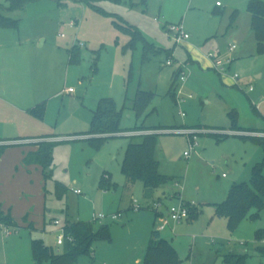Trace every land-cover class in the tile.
<instances>
[{
	"label": "rangeland",
	"instance_id": "obj_1",
	"mask_svg": "<svg viewBox=\"0 0 264 264\" xmlns=\"http://www.w3.org/2000/svg\"><path fill=\"white\" fill-rule=\"evenodd\" d=\"M9 1L0 0V14L16 20L14 27L0 26V139L88 130L98 100L112 98L118 109L125 103L122 128L140 126L143 134H156L159 171L169 178L155 193V202L162 198L158 211L165 215L181 200L192 203L198 215L173 230L157 228L162 220L148 207L154 201L146 203L142 184H127L121 172L126 135L108 138L99 148L87 141H64L53 148L49 177H36L32 170V178L18 183L6 179L9 166L2 156L0 203L13 214L28 204L29 222L38 230L0 226V264H34L31 238L59 252L56 235L65 219L92 221L93 214L107 216L93 228L108 225L110 239L93 241L89 253L75 264H139L133 251L153 230L171 242L180 264H225L216 252L229 249L245 255L248 264H264L255 250L264 246V236L256 241V232L264 230V209L233 230L215 213V204L226 199L231 185L248 182L252 166L264 160V136L250 135L256 140L228 133L264 131V52L256 50L248 0H97L95 7L85 0H36L13 11L7 9ZM233 10L239 17L227 31ZM73 20L78 22L71 24ZM114 22L134 26L163 53L141 65L142 43L131 47L130 36ZM171 24L183 26L190 35L187 44L175 43L166 28ZM234 43L236 48L230 50ZM75 46L79 58L69 62ZM168 51L171 66L165 65ZM190 54L198 57V64L190 63ZM219 61L225 70L221 74L214 67ZM179 64H184L186 79L179 83L184 100L176 102L171 81ZM138 81L154 97L137 119L131 99ZM67 88L72 92H65ZM41 102L42 117L31 114ZM195 125L205 131L187 158V136L174 129ZM103 175L108 186L101 182ZM77 188L81 194L72 191ZM175 193L179 198H173ZM134 199L144 209L130 208ZM117 212L121 217L111 219Z\"/></svg>",
	"mask_w": 264,
	"mask_h": 264
},
{
	"label": "trees",
	"instance_id": "obj_2",
	"mask_svg": "<svg viewBox=\"0 0 264 264\" xmlns=\"http://www.w3.org/2000/svg\"><path fill=\"white\" fill-rule=\"evenodd\" d=\"M36 0H10L9 11L20 9L30 2ZM92 7H95L97 0H85ZM119 2L120 0H113ZM247 13L249 15L250 27L256 41V50L258 53L264 52V1L263 0H248ZM103 13H105L103 11ZM239 16L238 10H233L229 17V23L226 30L233 28ZM115 25L130 36L129 45L134 47L136 42L142 43V59L144 64L150 60L151 56H156L163 51L150 44L139 31L132 25L125 22L116 23ZM0 26L14 27L16 20L4 18L0 14ZM167 53V59L171 58V52ZM79 58V51L76 46L69 52V62L77 61ZM176 73L172 78V95H175V88L177 83L175 81ZM154 93L141 87H138L131 99V110L135 117L140 118L146 109L150 106ZM44 102L37 104L29 110L35 116L42 117L44 113ZM125 107L123 104L121 109H118L115 101L112 98H100L97 102L95 110L92 112L89 129L83 133L90 135L89 142L95 147L99 148L104 140L115 137L121 133L128 131H140V126H135L130 129H124L120 126L122 110ZM200 125H195L192 128L198 129ZM232 129L235 127H231ZM151 129V128H146ZM207 129L214 130L221 128ZM54 136V135H50ZM49 137V136H48ZM129 142L125 146L124 155L121 162V172L128 184L140 182L143 189L144 199H152L155 191L164 186L169 178L159 171V163L156 158V134L153 132L148 134H141L135 136H127ZM238 137H243L238 135ZM252 139H259L257 137H250ZM23 139L17 138L14 140ZM62 141H43L37 143V150L27 153L24 156L26 164H36L42 169L44 178L51 175L52 166V151L54 146ZM7 146L0 145V155ZM264 160L252 166L251 177L248 182L234 183L231 185L228 195L225 200L215 204V213L219 217H224L227 221L228 227L233 230L238 223L244 219L249 218L254 220L258 218L259 212L264 209ZM106 175L102 176V184L109 185ZM189 203H187V206ZM189 218L193 219L198 215L194 206L189 209ZM0 224L4 227H17L15 221L10 215V212L4 211L0 207ZM93 221H70L65 220L64 232L65 235L71 236L73 242L65 241L62 245L61 251L56 252L51 247L44 244L42 239L34 238L31 240L32 259L35 264H75L78 258L86 255L90 251V246L93 241L110 239V227L108 225H101L99 228H93ZM264 236V230L256 232V241ZM255 250L264 257V246H257ZM216 255L222 257L225 264H248L246 256L239 254L233 250L221 252L217 251ZM176 249L171 242L161 237L158 230H153L151 238L147 242L142 260L140 264H180Z\"/></svg>",
	"mask_w": 264,
	"mask_h": 264
},
{
	"label": "crops",
	"instance_id": "obj_3",
	"mask_svg": "<svg viewBox=\"0 0 264 264\" xmlns=\"http://www.w3.org/2000/svg\"><path fill=\"white\" fill-rule=\"evenodd\" d=\"M217 4V3H216ZM217 7H219V5H217ZM239 17V16H238ZM238 20V18H237ZM237 20L235 22V25L237 23ZM75 22V24L78 22V20H73ZM234 25V26H235ZM233 26V28H234ZM231 28V29H233ZM189 38H190V35H189ZM186 39L184 41H181L179 43H177L175 41L176 44H180V43H184V44H187V40ZM172 56V54H171ZM193 57V59H192ZM206 59H210L208 55L205 56ZM141 59H142V52H141V58H140V63H141ZM215 58L213 57L212 59L210 60H214ZM189 60H190V63H192L193 65L194 64H198V57H196L195 55H192L191 54L189 55ZM200 62H201V59H200ZM206 63L205 59L203 58L202 60V64L204 65ZM142 65V63H141ZM217 71V70H216ZM218 72V71H217ZM225 71L223 72H218L219 74L221 73H224ZM176 73V71H175ZM235 76V74H234ZM233 76V77H234ZM238 78V77H237ZM172 83V81H171ZM138 87H141L142 88V83L140 81H138L137 83V86L135 88V91ZM69 88L65 89V92H68V93H71L72 91H68ZM143 89V88H142ZM134 91V93H135ZM150 91V90H148ZM175 96V95H174ZM173 96V98H174ZM175 100V98H174ZM177 102V100H176ZM39 104V103H38ZM37 105V104H36ZM35 105V106H36ZM87 131V130H85ZM85 131H78V132H73V133H68V134H65V135H60V134H56V133H53V134H47V135H38V136H34V137H29V138H23V139H18V140H14V139H0V145H5L7 146L2 154L0 155V157L4 156V159L8 161V166H9V176L6 177V179H8L9 177H12L13 180H18L16 183H18L20 180L21 181H25V179H28V178H32V170L36 173L35 176L37 177L42 175V169L39 165H36V164H26L23 160H24V156L29 153V152H32V151H35L37 150L38 146L37 144L35 143V140H44V141H47L48 139H50L49 141H62L61 143H63L64 141H87L89 142L88 138H90L91 136L90 135H85V134H80V133H83ZM235 131H239V132H256V133H264V131H243V130H240V129H236ZM150 132H153V130ZM50 135H54V136H51ZM49 136V137H48ZM233 136H238V134H234ZM241 136H246V135H241ZM248 137H251V136H248ZM61 143L57 144V145H60ZM23 144H27L26 146H24ZM56 145V146H57ZM19 147H21L22 149H20ZM55 147V146H54ZM19 148V149H18ZM18 177V178H17ZM137 182L135 183H132V184H129V185H134L136 184ZM128 184V183H127ZM161 188V187H160ZM159 188V189H160ZM79 189V188H77ZM143 190V189H142ZM29 191V190H28ZM73 191V189H72ZM158 191V189L155 191V193ZM143 193V191H142ZM24 195V193L22 194ZM28 195H30L28 193ZM26 195V196H28ZM155 196L156 194H154V197L152 199H145V202L148 203L150 201H154L155 202ZM174 196V197H173ZM172 197L173 198H179L178 196V193H175V195H173ZM42 197V195H39V199ZM161 199L162 198H158L157 201L159 200V202H161ZM135 200V199H134ZM4 205H2V203H0V207L4 210V211H8L10 212V215L13 214L12 213V208H4L3 207ZM148 206H152V205H148ZM132 208V206L130 207ZM31 208L28 207V204L24 207V208H21V211L19 213H14V217L13 220L15 221L17 227H21V228H26V229H29V230H38L34 225L33 223L29 222V219H28V215L31 213ZM141 209H144V208H141ZM139 209V210H141ZM152 209V208H150ZM153 210V209H152ZM197 210V208H196ZM135 211V210H134ZM24 212H26V215H24ZM167 212V211H166ZM116 214H119L118 218L121 217V213L120 212H117ZM156 214V213H155ZM163 214V213H162ZM156 216L158 218H160L161 215H158L156 214ZM117 219V218H116ZM65 220H69V219H65ZM71 221V220H70ZM65 222V221H64ZM1 227L5 228L3 225L0 224ZM9 228V227H8ZM171 229V227H170ZM174 229V226L171 230ZM159 231V230H158ZM11 232L7 231L6 234H10ZM160 233V231H159ZM161 235V233H160ZM34 239V238H33ZM32 240V238H31ZM149 241V238H145L143 239L137 246V248L133 251V254H132V258L135 259V263H139L141 262L142 260V256H143V253H144V250H145V247L147 245V242ZM57 245V244H56ZM29 247L31 249V243L29 244ZM59 247V249H58ZM61 248L62 246H58L56 247V250L57 251H61ZM53 249V248H52ZM231 250V249H229ZM227 250V251H229ZM59 251V252H60ZM219 251V250H218ZM33 260V259H32ZM34 262V261H33ZM35 264V263H34Z\"/></svg>",
	"mask_w": 264,
	"mask_h": 264
},
{
	"label": "built area",
	"instance_id": "obj_4",
	"mask_svg": "<svg viewBox=\"0 0 264 264\" xmlns=\"http://www.w3.org/2000/svg\"><path fill=\"white\" fill-rule=\"evenodd\" d=\"M216 5H219V3H217ZM71 24H75L74 21L70 22ZM167 28V32L169 33V35L171 34V37L177 42H181L184 41L186 39L189 38V34L187 32H185L183 26L181 24H171L166 26ZM236 48V44H232L230 46V50H234ZM211 58H213L214 56L210 55ZM230 60H227V63H230ZM173 59L172 58H168L165 62V65L167 66H171L173 64ZM215 69L218 72H223L224 70V64L221 63L220 61L214 64ZM234 77H238L237 74H235ZM186 79V74L184 72V64H179L176 70V77H175V81L177 83V86L175 88V92H177V96H176V100L178 102L179 101H183L184 99L181 97L183 94L181 88L179 87V83L184 82ZM252 89V87L250 88ZM68 91H72L71 88L68 89ZM181 97V98H180ZM188 98H191L192 95H187ZM181 116H184V114H181ZM175 132L178 133H182L184 135L187 136V143H188V150L184 152V156L185 157H189L190 154L196 150V148L198 147V142H197V138L200 132H204L205 130H200V129H196V128H191V127H185V128H180V129H174ZM216 131V130H215ZM144 132L142 131H128V132H124L121 133L122 135H126V136H135V135H141ZM151 133V132H149ZM228 133L231 134H238V135H246V136H264V133H256V132H239V131H228ZM148 134V133H145ZM175 185H178V183L176 182ZM73 192L76 194H81V190L80 189H73ZM161 202L156 201L152 204V206H148L149 208H152L156 214L161 215L160 219L162 220L161 225H159L157 228L159 230L163 229V227L165 226H169L171 227V229L173 228V226L175 224L181 223L183 221H186L189 219V215H190V207L194 206L192 203H189V205L187 206V203L182 202L181 200L178 201V203L171 205L169 208H167V213L164 215L161 212L158 211V208L160 206ZM133 210H139L143 207L140 206V204H138L136 202V200H133V205H132ZM119 214H113L110 215V218L115 220L116 218H118ZM107 216L104 214H93L92 216V221L96 222L97 220H103L105 219ZM54 225L56 226H60V223L58 220L54 221ZM65 241L68 242H73V238L71 236H67L65 235L64 232V226H60L58 231H57V235H56V244L58 246H62L63 243Z\"/></svg>",
	"mask_w": 264,
	"mask_h": 264
}]
</instances>
